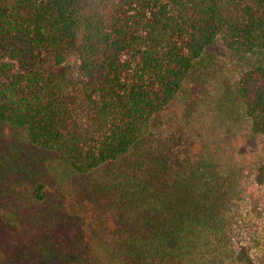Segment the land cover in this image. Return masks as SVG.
I'll use <instances>...</instances> for the list:
<instances>
[{"label":"trees","instance_id":"obj_1","mask_svg":"<svg viewBox=\"0 0 264 264\" xmlns=\"http://www.w3.org/2000/svg\"><path fill=\"white\" fill-rule=\"evenodd\" d=\"M219 40L264 55V0H0V121L64 173L1 181L0 264H264L233 244L222 123L262 140L264 188V60L214 108L181 95Z\"/></svg>","mask_w":264,"mask_h":264},{"label":"rangeland","instance_id":"obj_2","mask_svg":"<svg viewBox=\"0 0 264 264\" xmlns=\"http://www.w3.org/2000/svg\"><path fill=\"white\" fill-rule=\"evenodd\" d=\"M262 60L264 55L261 54L241 55L231 52L219 40L209 47L191 82L181 95L186 100L198 90L205 95L201 98L204 105L214 108V103H210L215 98H222L250 66ZM234 111L235 119H230V122L224 119L222 123L234 128V135L240 143V149L244 150L246 162L235 194V207L231 211V216H234L233 244L249 247L253 257L264 262V188L255 182L252 174L261 160L263 144L260 138L249 133L243 112L237 109ZM12 166L16 167L18 172L29 171L40 179L54 183L59 179H55L58 175H64L55 155L35 148L29 143L23 130L12 128L0 121V183L3 179L15 180L17 173L13 172ZM99 175L95 174L91 179H96Z\"/></svg>","mask_w":264,"mask_h":264}]
</instances>
